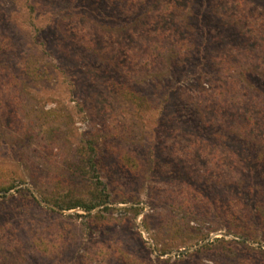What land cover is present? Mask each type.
Listing matches in <instances>:
<instances>
[{
    "label": "rangeland",
    "instance_id": "obj_1",
    "mask_svg": "<svg viewBox=\"0 0 264 264\" xmlns=\"http://www.w3.org/2000/svg\"><path fill=\"white\" fill-rule=\"evenodd\" d=\"M148 4L0 0V264H264V0Z\"/></svg>",
    "mask_w": 264,
    "mask_h": 264
},
{
    "label": "trees",
    "instance_id": "obj_2",
    "mask_svg": "<svg viewBox=\"0 0 264 264\" xmlns=\"http://www.w3.org/2000/svg\"><path fill=\"white\" fill-rule=\"evenodd\" d=\"M152 0H114V3L120 5L125 6L128 11L130 12L131 10L135 11V10H139L142 6H144L145 4L150 3ZM170 8V4H164L163 9H165V11H168ZM148 10V11H147ZM147 10L145 13V17L143 18V21L146 20L148 18V16H150V21L149 23L145 24L147 25L148 31H152L151 36L153 38L149 41V44H147V48L146 51L143 52V54H141V52L136 53L134 49H132L131 51H127L126 53H128V57H130V59H128L127 61L130 62H138L140 59H144V64L145 66H157L158 62H162L164 61V59H168L171 60L172 57H175V55L177 54L179 49V45L176 41V39L174 38L173 34H172V30L170 28H168L169 30H155L156 26H155V22L159 19V17L154 16V10L155 8L153 6H150L148 4ZM165 18H169L167 15H165ZM176 20L180 23V25H183V29H184V25L186 24V21H188L187 16L185 15H181L180 17L177 16ZM147 32V31H146ZM147 32V33H149ZM99 52V51H98ZM125 53V54H126ZM137 55L136 58H134V56ZM132 58V59H131ZM230 68H227L228 70L226 71V75L228 80H230L232 85H238L240 80H248L249 75L253 74L254 71H257L258 69L256 68V70H247L245 69H241V70H237V68H232L234 66V64H230ZM249 68L251 69H255L253 66H251V64H248ZM259 69L262 70V66L258 67ZM262 72L264 73V71L262 70ZM145 76L148 75H157L156 72H145L144 74ZM213 93L210 94V96H207L205 99L210 100V98H212V100L217 104H221V96L219 95L218 91L216 89H214L212 91ZM214 93H216L214 95ZM206 101V100H205ZM226 107H228V105H226ZM219 109L221 110L222 107L220 106ZM226 109V108H225ZM249 119V118H247ZM33 129V127H32ZM90 150L92 149L91 146ZM78 151V150H77ZM81 152V150H79ZM88 150H84V153L87 155L88 154ZM91 153L88 154V157H90ZM87 157V158H88ZM78 162H81V160H78ZM88 162L90 163V166L92 168L95 169L94 167V163L92 160H90L88 158ZM14 184H11L7 187H3L0 188L3 191H8L9 189L13 188ZM107 195L106 194H101L99 193L98 196L96 197V199L94 201H90L88 203L80 201V200H75L66 204H63L64 202H55V205L57 207H59L60 209H64V210H69V209H74L76 207H81L86 211H91L93 210L95 207L102 205L104 203L107 202ZM192 207V205L184 212V215L182 217V220L185 221V225L189 228L192 229L193 227H191L189 225L194 212L190 209ZM108 209L107 207L104 209L106 210ZM175 221H177L176 219H174ZM190 226V227H189ZM202 236H206V234H202ZM202 237V238H203ZM220 241V239L218 240ZM224 241V240H222ZM210 246V245H209ZM207 247L204 246L201 249H198L197 251H201L202 249H205ZM8 257L14 261L17 262L16 264H18V258H11L10 255H8Z\"/></svg>",
    "mask_w": 264,
    "mask_h": 264
},
{
    "label": "water",
    "instance_id": "obj_3",
    "mask_svg": "<svg viewBox=\"0 0 264 264\" xmlns=\"http://www.w3.org/2000/svg\"><path fill=\"white\" fill-rule=\"evenodd\" d=\"M185 251V250H184Z\"/></svg>",
    "mask_w": 264,
    "mask_h": 264
}]
</instances>
